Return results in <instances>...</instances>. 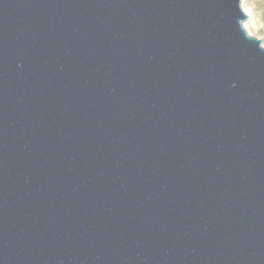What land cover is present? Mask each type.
<instances>
[{"label": "water", "instance_id": "1", "mask_svg": "<svg viewBox=\"0 0 264 264\" xmlns=\"http://www.w3.org/2000/svg\"><path fill=\"white\" fill-rule=\"evenodd\" d=\"M241 0H0V264H264V46Z\"/></svg>", "mask_w": 264, "mask_h": 264}, {"label": "rangeland", "instance_id": "2", "mask_svg": "<svg viewBox=\"0 0 264 264\" xmlns=\"http://www.w3.org/2000/svg\"><path fill=\"white\" fill-rule=\"evenodd\" d=\"M241 0V8L248 12L246 19L242 23H246L252 30L254 37L261 40L264 46V0ZM243 3V4H242Z\"/></svg>", "mask_w": 264, "mask_h": 264}, {"label": "bare ground", "instance_id": "3", "mask_svg": "<svg viewBox=\"0 0 264 264\" xmlns=\"http://www.w3.org/2000/svg\"><path fill=\"white\" fill-rule=\"evenodd\" d=\"M242 2H244V0H243ZM242 4H243V3H242ZM243 11H244L246 14L248 13L244 8H243ZM242 26H243V28L245 29V31L247 32L248 35H250V36H254L252 30L249 29V27L246 25V23H242Z\"/></svg>", "mask_w": 264, "mask_h": 264}]
</instances>
